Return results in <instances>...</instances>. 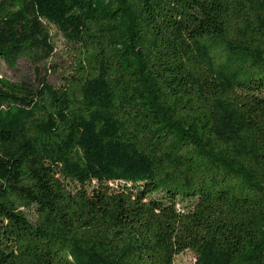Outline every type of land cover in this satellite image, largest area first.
Instances as JSON below:
<instances>
[{"label": "trees", "instance_id": "16d2710c", "mask_svg": "<svg viewBox=\"0 0 264 264\" xmlns=\"http://www.w3.org/2000/svg\"><path fill=\"white\" fill-rule=\"evenodd\" d=\"M50 26L62 85L0 77V264H264V0H0V59Z\"/></svg>", "mask_w": 264, "mask_h": 264}, {"label": "rangeland", "instance_id": "374dc122", "mask_svg": "<svg viewBox=\"0 0 264 264\" xmlns=\"http://www.w3.org/2000/svg\"><path fill=\"white\" fill-rule=\"evenodd\" d=\"M49 34L52 35L54 51L47 60L34 65L27 58L20 57L10 68L0 59V77L32 86L37 85L38 79L45 78L49 84L55 87L61 86L63 83L62 75L68 74L72 57L62 35L54 27H49ZM35 67L38 68V73L35 72ZM193 261L194 257L189 252L175 257V264H192Z\"/></svg>", "mask_w": 264, "mask_h": 264}]
</instances>
